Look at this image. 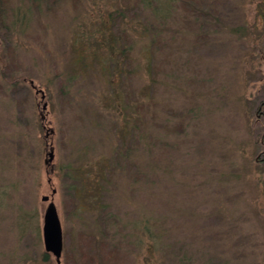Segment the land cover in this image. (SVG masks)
<instances>
[{"label":"rangeland","instance_id":"1","mask_svg":"<svg viewBox=\"0 0 264 264\" xmlns=\"http://www.w3.org/2000/svg\"><path fill=\"white\" fill-rule=\"evenodd\" d=\"M151 3L0 0V264H264V0Z\"/></svg>","mask_w":264,"mask_h":264},{"label":"water","instance_id":"2","mask_svg":"<svg viewBox=\"0 0 264 264\" xmlns=\"http://www.w3.org/2000/svg\"><path fill=\"white\" fill-rule=\"evenodd\" d=\"M31 84L34 86L33 82ZM41 92V99L44 98V91L39 89ZM46 108V102H43L42 109ZM44 117V114H42ZM52 159V152H49L48 161ZM55 192V189H52V193ZM43 201L49 200V195L44 194L41 196ZM42 238L44 248L47 252H50L54 255L56 263L60 264V256L63 247V235L60 218L56 205L52 200H49L43 213V224H42Z\"/></svg>","mask_w":264,"mask_h":264},{"label":"trees","instance_id":"3","mask_svg":"<svg viewBox=\"0 0 264 264\" xmlns=\"http://www.w3.org/2000/svg\"><path fill=\"white\" fill-rule=\"evenodd\" d=\"M150 2V0H148ZM173 0H151L152 5V12L155 15L156 19H161L164 18L166 15V12L168 11V5H170V3ZM119 10V9H118ZM168 14V13H167ZM241 34H245V30H240ZM41 111V115H42V110ZM42 121H44V118L41 116ZM49 163L46 161V165H48ZM47 253H45L44 255L46 256Z\"/></svg>","mask_w":264,"mask_h":264}]
</instances>
